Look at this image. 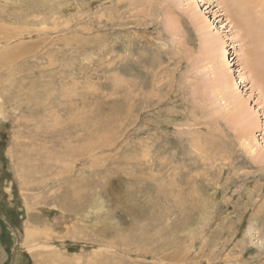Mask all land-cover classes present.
I'll return each instance as SVG.
<instances>
[{"label": "rangeland", "instance_id": "1", "mask_svg": "<svg viewBox=\"0 0 264 264\" xmlns=\"http://www.w3.org/2000/svg\"><path fill=\"white\" fill-rule=\"evenodd\" d=\"M238 17L0 0V264H264V84Z\"/></svg>", "mask_w": 264, "mask_h": 264}, {"label": "bare ground", "instance_id": "2", "mask_svg": "<svg viewBox=\"0 0 264 264\" xmlns=\"http://www.w3.org/2000/svg\"><path fill=\"white\" fill-rule=\"evenodd\" d=\"M230 1L232 3V11L234 12V14L235 13L237 14V17L239 16L237 18V20H239V18H241L243 20L241 25H243L244 27H246V29L249 30L250 36L252 35V37L256 38V39H254L253 41L250 42V43L253 42L252 49L250 50L251 52L249 51V54H252V55H249L248 57H246L245 63L247 65V67L250 68L249 69L250 72L254 73V74L252 73L253 77H256L257 81L263 82V84H264V27H263V29H259L258 28L259 26L256 23V20L252 19L251 17L249 18L250 15H252L254 17V14L257 11L258 7H259L260 0H230ZM263 10H264V8H263ZM262 15L264 16V12L262 13ZM234 16H232L233 20L236 19V16L235 17ZM247 33H248V31H246V34ZM249 34H247V35H249ZM222 48L219 50L218 59L220 57L221 58L225 57V54L224 53L222 54ZM14 54H16V53H14ZM14 54H13L12 57H14ZM1 56H3V54ZM7 57H8V55H7ZM9 57H11V56H9ZM15 57H18V55L15 56ZM225 64H227L226 61H224V60L220 61V65L225 67L226 66ZM251 66H252V68H251ZM232 84H233V80H230V81L227 82L226 85L228 86V88H231ZM260 89H262V87H260ZM250 134H251V136H253V132L252 131H250ZM33 231H35V230H32V228L31 229L30 228H26L25 229V233H26V238L25 239H26V242L28 243L27 244L28 248L29 249H34V248L40 247L41 245L47 246L48 243H45V241L43 243L39 242V240L36 238V236H37L36 234L37 233H35ZM52 256H55V255H52Z\"/></svg>", "mask_w": 264, "mask_h": 264}]
</instances>
